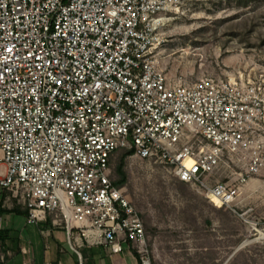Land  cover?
<instances>
[{"label":"built area","instance_id":"1","mask_svg":"<svg viewBox=\"0 0 264 264\" xmlns=\"http://www.w3.org/2000/svg\"><path fill=\"white\" fill-rule=\"evenodd\" d=\"M179 6L0 0V193L28 222L53 215L89 244L151 264L143 220L114 179L119 150L221 206L264 182V63L246 78L170 76L159 47Z\"/></svg>","mask_w":264,"mask_h":264},{"label":"rangeland","instance_id":"2","mask_svg":"<svg viewBox=\"0 0 264 264\" xmlns=\"http://www.w3.org/2000/svg\"><path fill=\"white\" fill-rule=\"evenodd\" d=\"M159 47L172 77L246 78L264 63V0H180ZM124 186L139 212L151 264H264V182L244 187L236 205L217 207L160 162L126 155Z\"/></svg>","mask_w":264,"mask_h":264},{"label":"crops","instance_id":"3","mask_svg":"<svg viewBox=\"0 0 264 264\" xmlns=\"http://www.w3.org/2000/svg\"><path fill=\"white\" fill-rule=\"evenodd\" d=\"M27 221V211L6 190L0 193V264H136L127 246L112 254L102 245H91L78 231L67 232L53 223Z\"/></svg>","mask_w":264,"mask_h":264},{"label":"trees","instance_id":"4","mask_svg":"<svg viewBox=\"0 0 264 264\" xmlns=\"http://www.w3.org/2000/svg\"><path fill=\"white\" fill-rule=\"evenodd\" d=\"M130 155L132 154V150H129L126 152V155ZM123 159L124 158H121V161L120 163L118 164L117 168H116V172L117 174L119 175L120 179L117 181V184L118 185H122L123 183H125V180H126V177H125V172L123 170Z\"/></svg>","mask_w":264,"mask_h":264},{"label":"bare ground","instance_id":"5","mask_svg":"<svg viewBox=\"0 0 264 264\" xmlns=\"http://www.w3.org/2000/svg\"><path fill=\"white\" fill-rule=\"evenodd\" d=\"M210 202L216 205L217 207H221L220 203L216 199H212L210 200Z\"/></svg>","mask_w":264,"mask_h":264}]
</instances>
